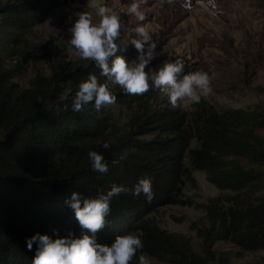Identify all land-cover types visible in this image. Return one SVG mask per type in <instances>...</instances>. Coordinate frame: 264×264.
Instances as JSON below:
<instances>
[{"label": "trees", "instance_id": "16d2710c", "mask_svg": "<svg viewBox=\"0 0 264 264\" xmlns=\"http://www.w3.org/2000/svg\"><path fill=\"white\" fill-rule=\"evenodd\" d=\"M2 15L0 52L10 41L4 35L30 28L33 17L22 10ZM18 37L15 34L10 43ZM89 74L99 75L93 61L56 64L48 78L35 77L27 88H20L0 57V264H32L36 244L29 251L27 240L37 233L53 239L69 232L80 236L82 229L69 206L73 192L90 197L108 191L113 183L132 189L144 176L153 181L151 202L131 191L113 197L107 226L97 238L110 244L116 235L142 230L143 248L132 264H139L140 255L165 264H227L233 254L215 251L218 241L242 251L263 250L264 195H254L264 189V117L250 115L245 127L234 112L218 114L204 103L188 114L170 109L146 113L150 91L133 98L120 90L113 92L116 102L142 105V111L131 120L134 131L116 136L104 109L97 112L89 104L83 112L71 110L75 92ZM64 104L67 111L50 107ZM259 118L262 136L257 131ZM140 132L153 138L137 140L134 134ZM191 140L196 147H188ZM104 142L110 149L99 147ZM93 150L103 151L109 163L106 174L92 169L88 153ZM184 158L190 169L206 172L215 188L232 194L217 195L203 206L206 225L196 231L199 253L188 238L160 230L147 217L163 206L185 205L181 185L190 176ZM113 160L119 163L113 165ZM243 192L249 195L246 199Z\"/></svg>", "mask_w": 264, "mask_h": 264}, {"label": "rangeland", "instance_id": "374dc122", "mask_svg": "<svg viewBox=\"0 0 264 264\" xmlns=\"http://www.w3.org/2000/svg\"><path fill=\"white\" fill-rule=\"evenodd\" d=\"M101 3L120 13L124 22L117 40L122 49L118 55L129 61L136 57L137 52L130 41L137 38L136 27L143 25L150 33L151 42L157 46L156 57L150 67H159L166 58H182L186 73L201 70L213 78L212 92L200 103L211 106L218 114L234 112L240 120L238 122H244L245 127H249L250 115L264 117V0H217L222 10L218 14H213V10L206 6V0H184L186 7L180 0L172 5L165 0H146L141 6L146 17L144 21L127 13L132 0H101ZM20 4L24 6H18ZM21 10L23 14L33 16L32 26L4 35L10 41L15 34L19 37L15 43L7 41L0 52L3 66L12 70V82L20 88H27L35 77L48 78L56 64L79 66L90 62L81 59L68 43L71 36L68 29L76 19L75 13L87 10L93 11L95 16L94 10L88 7V0H0L2 16ZM120 90L116 86L113 92ZM149 94L152 97L145 104L146 113L170 109L188 114L197 105L188 103L173 108L155 88L150 89ZM132 97L136 98V95ZM123 99L131 101L127 97ZM127 103L116 102L103 110L111 118L113 135L120 136L135 130L131 127V120L138 111H142V105ZM260 120L256 125L262 136ZM134 138L146 141L153 136L140 132L134 134ZM196 146L194 140L189 142V148ZM238 162L247 167L245 160L239 159ZM183 164L190 176L181 185L180 200L185 205L163 206L147 217L153 219L160 230L188 238L193 251L199 253L200 240L196 231L206 225L203 206L217 195L232 194L215 188L208 181L206 172L190 169L187 158L183 159ZM261 178L264 180V172ZM242 194V199L249 196ZM263 195L264 189L254 196ZM213 249L233 254L227 264H264V249L242 251L225 241L216 242ZM150 261L151 264H165L153 258Z\"/></svg>", "mask_w": 264, "mask_h": 264}, {"label": "clouds", "instance_id": "9594fccd", "mask_svg": "<svg viewBox=\"0 0 264 264\" xmlns=\"http://www.w3.org/2000/svg\"><path fill=\"white\" fill-rule=\"evenodd\" d=\"M146 0H132L127 7L128 14L139 21L146 19L141 6ZM169 5L177 0H165ZM182 6L184 0H180ZM206 6L218 14L222 10L217 0H206ZM88 7L93 11L81 10L75 13L76 19L68 29L71 36L70 46L83 60L94 62L99 75L89 74L80 83L71 103L73 112H83L85 106L94 104L97 112L114 105L117 96L113 89L119 86L126 95H144L155 88L161 97H166L173 108L191 103L199 104L202 98L212 92V76L206 71L185 72L186 64L182 58H166L157 68L150 67L156 57V44L151 42L148 29L141 25L136 27L137 38L130 41L137 55L127 60L118 55L122 49L117 40L124 26L121 14L105 6L101 0H88ZM98 18V19H97ZM102 78V79H101ZM56 112L67 111L68 105H53ZM102 150L110 149L109 142L99 146ZM94 171L106 174L109 163L103 151L88 153ZM119 163L113 160L112 164ZM131 191L133 196L144 195L148 202L154 198L153 181L149 176L138 180L132 189L113 183L106 192L97 191L90 197H82L73 192L69 206L82 229L80 236L69 232L67 236L53 239L48 235L37 233L27 240L28 250L36 244L32 264H132L137 252L143 248L144 233L140 229L116 235L110 244L99 243L98 233L107 226V216L113 197ZM139 264H151L146 255L139 256Z\"/></svg>", "mask_w": 264, "mask_h": 264}]
</instances>
